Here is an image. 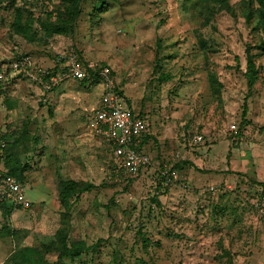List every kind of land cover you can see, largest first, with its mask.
I'll return each mask as SVG.
<instances>
[{
    "label": "rangeland",
    "instance_id": "rangeland-1",
    "mask_svg": "<svg viewBox=\"0 0 264 264\" xmlns=\"http://www.w3.org/2000/svg\"><path fill=\"white\" fill-rule=\"evenodd\" d=\"M249 1L230 0L231 13L212 16L190 0H83L73 34L31 41L27 26L37 27L60 1L0 0V61L30 54L53 70L75 50L95 66L91 82L71 78L50 91L23 74L0 83V134L25 169L33 202L8 215L0 206V264L26 246L57 264H264V215L255 203L264 193V32L255 18L246 20ZM249 44L260 71L251 92ZM106 68L123 106L152 123L143 138L152 161L135 175L96 132ZM162 72L171 77L161 79ZM212 76L222 84L218 92ZM0 170H8L3 156ZM66 178L94 186L63 203ZM213 184L221 186L216 195L204 191ZM61 228L71 243H101L59 260L49 247Z\"/></svg>",
    "mask_w": 264,
    "mask_h": 264
},
{
    "label": "built area",
    "instance_id": "built-area-1",
    "mask_svg": "<svg viewBox=\"0 0 264 264\" xmlns=\"http://www.w3.org/2000/svg\"><path fill=\"white\" fill-rule=\"evenodd\" d=\"M9 68L22 70L25 75L40 83L42 88L50 91L71 78L91 82V71L95 66L79 60L75 50L70 52L67 66L60 67L57 71L38 67L32 55L23 54L0 67V82L6 79ZM103 75L107 81L105 90L93 111L96 132L106 138L109 149L113 152L119 166L131 175L138 174L152 161L150 154L144 149L143 142V138L152 134V123L146 116L135 111L134 107L123 106L122 99L114 91V84L110 80L107 68L103 70ZM231 129L237 131V125L231 124ZM196 139L201 140L202 136L196 135ZM5 146L6 141L0 138V147ZM169 173L173 177L177 176L176 170ZM225 187L228 185L226 184ZM220 190L221 186L214 184L204 189L214 194ZM3 201L23 209H29L32 206V201L27 196L25 183L15 175L0 170V202ZM255 203L258 212L264 215V193Z\"/></svg>",
    "mask_w": 264,
    "mask_h": 264
},
{
    "label": "trees",
    "instance_id": "trees-1",
    "mask_svg": "<svg viewBox=\"0 0 264 264\" xmlns=\"http://www.w3.org/2000/svg\"><path fill=\"white\" fill-rule=\"evenodd\" d=\"M59 1L60 4L55 8H53L51 11H45L46 12L45 17H38L37 27L31 24L27 26V33H28L26 36L27 39L32 41L35 40L36 37H39L40 39H44V38L46 39L56 34H63V35L73 34L77 20L82 13L83 0H59ZM190 1H193L194 5L200 3L199 5H201L202 8H205L208 14H212V16L214 13L221 10H225L230 13L233 11V7L230 3V0H190ZM252 1H249V3L246 6V12H244L246 20L247 22L251 23L252 19L255 18L256 23L254 27L264 32V0H255L258 4L257 6H254ZM100 7L101 5L97 6V8ZM209 22H210V17L208 16L206 24H208ZM162 44H163L162 38L159 37L157 39V53H156L157 54L156 66L158 67H161V64L159 62L160 60L159 55L163 47ZM258 47L264 49V44H261ZM256 56L257 53L252 51V45L249 44L246 48L247 64H246L245 73L248 79V86L250 92L259 78L260 71L256 63ZM4 63H7V61H0V67ZM57 70L58 67H55L53 68L52 71H57ZM22 74L25 75L24 72L20 69L16 71L14 68H9L6 74V79L1 81L0 83L8 80L9 78L13 79L14 77L21 76ZM170 77L171 75L166 72L161 73V79L163 80H167ZM211 81H212L211 83L216 84L215 86L213 84L212 85L215 87V90L218 92L222 84L218 82V80L213 76L211 77ZM82 82H86V80ZM114 91L119 97L122 98V103H123L124 98L122 96L123 95L122 91H120L117 87H114ZM135 111H137L142 116H146L140 110L135 109ZM246 113H247V106L245 105L243 112V116H244L243 121H245ZM0 138L6 141V146L0 147V156L5 157L6 159V167H8L7 173L15 175L18 179L24 182L23 180L25 178V172H24L25 169L21 168L19 166V163L13 161L12 153L10 151L11 144H9L8 140H6V136L4 134L3 135L0 134ZM259 184L261 185L260 191L264 192V181L259 182ZM93 186L94 184L88 181H78L73 178L63 179L60 181V185H59L60 200L63 203H69L70 199L73 196H76V199H79L80 193L90 190ZM0 206L3 208V214L8 215L11 213L14 205L3 201L0 202ZM32 206H33V202H32ZM142 238L145 244L149 243L150 240L144 234H142ZM100 243L101 240H99L96 244H92V245H87L83 240H74L71 243L68 240L66 229L61 228L57 233L56 240H54L52 243V248L50 249L49 247V250L57 251L59 253L58 254L59 260L63 258L74 259L76 257H81L83 253L86 251L97 250ZM57 262L47 261L45 259L44 251L35 247H28V246L16 250L11 256V264H57Z\"/></svg>",
    "mask_w": 264,
    "mask_h": 264
},
{
    "label": "crops",
    "instance_id": "crops-1",
    "mask_svg": "<svg viewBox=\"0 0 264 264\" xmlns=\"http://www.w3.org/2000/svg\"><path fill=\"white\" fill-rule=\"evenodd\" d=\"M15 208H18V207H15ZM23 209V208H22ZM25 210H27V209H25Z\"/></svg>",
    "mask_w": 264,
    "mask_h": 264
}]
</instances>
